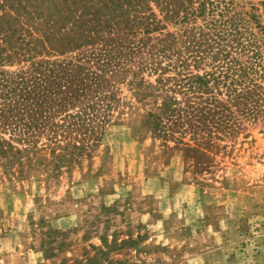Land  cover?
Listing matches in <instances>:
<instances>
[{"label":"rangeland","instance_id":"rangeland-1","mask_svg":"<svg viewBox=\"0 0 264 264\" xmlns=\"http://www.w3.org/2000/svg\"><path fill=\"white\" fill-rule=\"evenodd\" d=\"M131 1L163 18L153 1ZM210 1L247 20L264 51V0ZM111 8V0H0V46L77 55L90 46L74 47L81 21L106 19ZM162 23L174 35L191 27ZM22 57L5 67L27 64ZM188 62L192 73L209 69L207 60ZM136 68L115 82L99 137L44 134L10 170L0 158V264H264V77L255 78L256 114L242 112L231 92L229 119L194 133L147 122L162 93L157 74L133 76Z\"/></svg>","mask_w":264,"mask_h":264},{"label":"trees","instance_id":"trees-1","mask_svg":"<svg viewBox=\"0 0 264 264\" xmlns=\"http://www.w3.org/2000/svg\"><path fill=\"white\" fill-rule=\"evenodd\" d=\"M150 1L165 12L162 19L152 10L142 14V7H133L131 0H111L116 14L106 19L96 14L83 19L85 31L75 36L74 47L85 42L90 46L77 55L38 58L42 51L34 46L12 51V47L0 46V158L5 167L10 170L14 162L35 151L37 139L44 134L54 140L71 135L99 137L100 124L107 120L115 99L113 86L132 65L137 67L133 76L142 71L157 74L154 88L162 93V99L147 119L155 129L170 121L172 126L189 124L199 133L210 124H221L229 119L224 111H231L227 102L231 92H235V103L242 112L256 114L255 78L264 77V51L247 20L236 13L229 15L228 7L220 8L210 0H197L195 7L193 0L136 3L147 6ZM211 13L216 15L204 20ZM198 17L203 23L199 24ZM163 20L191 23V27H183L180 35L163 33ZM154 31L158 34L151 35ZM180 36H184L183 48L178 45ZM20 50L22 60L28 63L5 67L12 65L11 57ZM243 56L242 61L239 58ZM189 59L194 64L207 60L209 69L192 73ZM220 86L226 88L224 99L217 96L222 94ZM177 93L183 98L178 99ZM15 143L27 146L20 148ZM68 143V150L79 147Z\"/></svg>","mask_w":264,"mask_h":264}]
</instances>
